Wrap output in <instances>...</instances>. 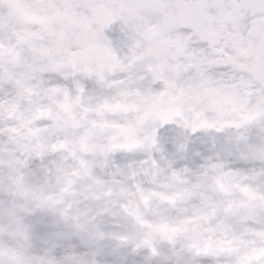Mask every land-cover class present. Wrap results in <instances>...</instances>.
Wrapping results in <instances>:
<instances>
[{
	"label": "clouds",
	"instance_id": "clouds-1",
	"mask_svg": "<svg viewBox=\"0 0 264 264\" xmlns=\"http://www.w3.org/2000/svg\"><path fill=\"white\" fill-rule=\"evenodd\" d=\"M0 264H264V0H0Z\"/></svg>",
	"mask_w": 264,
	"mask_h": 264
}]
</instances>
